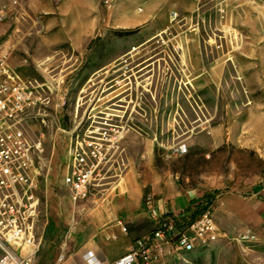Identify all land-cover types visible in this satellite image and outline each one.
Returning <instances> with one entry per match:
<instances>
[{
    "label": "rangeland",
    "instance_id": "obj_1",
    "mask_svg": "<svg viewBox=\"0 0 264 264\" xmlns=\"http://www.w3.org/2000/svg\"><path fill=\"white\" fill-rule=\"evenodd\" d=\"M0 10L12 66L53 87L24 120L43 142L33 264L87 249L113 212L140 216L151 232L147 200L168 181L209 189L211 208L222 193L245 197L263 184L264 0H0ZM106 90L130 101V127L102 185L74 205L62 184L70 120L78 100L81 116ZM219 231L156 264H264V230Z\"/></svg>",
    "mask_w": 264,
    "mask_h": 264
},
{
    "label": "built area",
    "instance_id": "obj_2",
    "mask_svg": "<svg viewBox=\"0 0 264 264\" xmlns=\"http://www.w3.org/2000/svg\"><path fill=\"white\" fill-rule=\"evenodd\" d=\"M4 16V10H0V22ZM10 58V51L0 43V264H33L39 250L43 142L27 133L24 120L30 110L48 106L53 87L47 80L23 77ZM106 92L102 98L90 99L81 116L78 100L74 120H70L74 127L68 133L62 184L74 205L88 200L94 188L102 185L103 171L111 161L120 159L119 144L130 127L123 122L130 101ZM179 151L186 152V146ZM147 205L153 231L135 240L130 251L114 264H156L168 255L203 249L220 236L210 206L191 221L195 208L187 216L162 215L151 198ZM120 225L126 233V226ZM17 248L30 252L22 256ZM84 258L88 264H103L90 251ZM65 262V255H61L58 264Z\"/></svg>",
    "mask_w": 264,
    "mask_h": 264
},
{
    "label": "crops",
    "instance_id": "obj_3",
    "mask_svg": "<svg viewBox=\"0 0 264 264\" xmlns=\"http://www.w3.org/2000/svg\"><path fill=\"white\" fill-rule=\"evenodd\" d=\"M166 186L152 199L153 207L162 215L187 216L193 208L203 206L204 198L209 194V189H187L170 181ZM211 209L215 223L226 235L236 236L264 230V181L245 197L232 192L222 193ZM104 218L109 223L101 228L91 245L83 251H76L64 264H88L84 256L89 251L101 263L114 264L118 258L130 251L135 240L153 231L147 233L148 227L141 223L140 216L134 218L128 214L118 215L113 212ZM129 221L134 225H129ZM120 222L126 226V233L123 232Z\"/></svg>",
    "mask_w": 264,
    "mask_h": 264
},
{
    "label": "trees",
    "instance_id": "obj_4",
    "mask_svg": "<svg viewBox=\"0 0 264 264\" xmlns=\"http://www.w3.org/2000/svg\"><path fill=\"white\" fill-rule=\"evenodd\" d=\"M212 203H213V197H210V198L208 199V202H207L206 206L196 207L195 210H194V212H193L192 215H191V219H190V220H191V221L194 220V218H195L198 214H200V213H202L203 211H205V210L207 209V207H209Z\"/></svg>",
    "mask_w": 264,
    "mask_h": 264
},
{
    "label": "bare ground",
    "instance_id": "obj_5",
    "mask_svg": "<svg viewBox=\"0 0 264 264\" xmlns=\"http://www.w3.org/2000/svg\"><path fill=\"white\" fill-rule=\"evenodd\" d=\"M18 249V248H17ZM18 251H19V253L22 255V256H25V255H27L29 252H30V250H28V249H24V250H22V249H18Z\"/></svg>",
    "mask_w": 264,
    "mask_h": 264
}]
</instances>
